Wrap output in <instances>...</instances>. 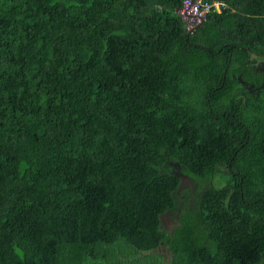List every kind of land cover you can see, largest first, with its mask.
Masks as SVG:
<instances>
[{
    "label": "trees",
    "instance_id": "trees-1",
    "mask_svg": "<svg viewBox=\"0 0 264 264\" xmlns=\"http://www.w3.org/2000/svg\"><path fill=\"white\" fill-rule=\"evenodd\" d=\"M184 1L0 0V264H264V0Z\"/></svg>",
    "mask_w": 264,
    "mask_h": 264
},
{
    "label": "built area",
    "instance_id": "built-area-1",
    "mask_svg": "<svg viewBox=\"0 0 264 264\" xmlns=\"http://www.w3.org/2000/svg\"><path fill=\"white\" fill-rule=\"evenodd\" d=\"M226 6L227 4L220 0H185L180 14L188 23V29L193 31L207 19L209 14L222 13ZM193 22H197L198 24H193Z\"/></svg>",
    "mask_w": 264,
    "mask_h": 264
},
{
    "label": "rangeland",
    "instance_id": "rangeland-1",
    "mask_svg": "<svg viewBox=\"0 0 264 264\" xmlns=\"http://www.w3.org/2000/svg\"><path fill=\"white\" fill-rule=\"evenodd\" d=\"M193 24H198V23L197 22H193ZM254 67H255V69L258 72H263L264 73V59H258V60L257 59H254ZM241 82H242V84L244 86H247V84H246L245 81H241ZM263 90H264V88H263ZM253 96H255V95L253 94ZM173 166H174V170H175L174 173H182V169L180 167H176L175 163H172V167ZM188 185H189V183H188ZM188 185L182 187L181 189L187 188ZM175 215L176 214H171L170 213V214H164L162 216V224H163V228L164 229H166V230H172L174 227H176L178 225L177 220H175ZM127 248L129 250V255L130 256H133V257L139 256L136 250L131 249L132 247H127Z\"/></svg>",
    "mask_w": 264,
    "mask_h": 264
},
{
    "label": "flooded vegetation",
    "instance_id": "flooded-vegetation-1",
    "mask_svg": "<svg viewBox=\"0 0 264 264\" xmlns=\"http://www.w3.org/2000/svg\"><path fill=\"white\" fill-rule=\"evenodd\" d=\"M256 59L258 60V59H264V57H256ZM263 73V72H262ZM264 74V73H263ZM264 76V75H263ZM249 90H250V92L251 93H253L255 96L256 95H258L259 93H260V89H262L263 90V88H264V83L262 84V85H260V86H256L255 84H251V83H249V86L247 85L246 86ZM264 91V90H263ZM190 185V184H189ZM188 185V186H189ZM191 189H194L193 187H192V185L191 186H189ZM179 197H180V199H181V205L178 207V210H177V212L175 213L176 215H175V220H177V223L179 224V221H180V219H179V217H180V215H181V207H184V198H183V196H182V194H180L179 195ZM192 202H194V199H192L191 200ZM166 214H170V212L169 213H166ZM171 214H174V213H171Z\"/></svg>",
    "mask_w": 264,
    "mask_h": 264
},
{
    "label": "water",
    "instance_id": "water-1",
    "mask_svg": "<svg viewBox=\"0 0 264 264\" xmlns=\"http://www.w3.org/2000/svg\"><path fill=\"white\" fill-rule=\"evenodd\" d=\"M202 24V23H201ZM201 24L200 25H198V27L199 26H201ZM197 28H195L194 30H196ZM176 176H179L180 178H181V185H180V188H182V187H184V186H187L188 185V183L189 184H191L192 183V181H191V178L188 176V175H186L185 173H174Z\"/></svg>",
    "mask_w": 264,
    "mask_h": 264
}]
</instances>
